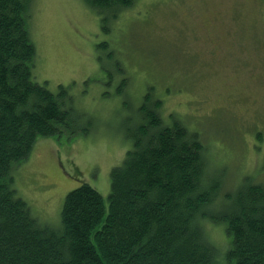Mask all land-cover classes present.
Returning a JSON list of instances; mask_svg holds the SVG:
<instances>
[{
	"label": "rangeland",
	"instance_id": "rangeland-1",
	"mask_svg": "<svg viewBox=\"0 0 264 264\" xmlns=\"http://www.w3.org/2000/svg\"><path fill=\"white\" fill-rule=\"evenodd\" d=\"M32 12L33 79L53 92L63 85L88 129L38 137L12 169L39 221L59 228L65 195L83 182L107 213L110 172L131 147L126 130L149 85L166 123L175 115L198 132L224 190L246 175L264 183V0H135L108 31L85 0H33ZM203 228L228 249L223 224Z\"/></svg>",
	"mask_w": 264,
	"mask_h": 264
},
{
	"label": "trees",
	"instance_id": "trees-1",
	"mask_svg": "<svg viewBox=\"0 0 264 264\" xmlns=\"http://www.w3.org/2000/svg\"><path fill=\"white\" fill-rule=\"evenodd\" d=\"M85 1L108 31L135 0ZM32 6L0 0V264H264L263 181L246 175L224 190L223 170L207 169L198 132L175 115L165 122L152 85L126 130L131 147L111 169L107 213L102 195L83 182L65 195L59 228L39 221L12 169L38 137L70 139L88 129L63 85L53 92L33 79ZM206 220L225 226V252L205 233Z\"/></svg>",
	"mask_w": 264,
	"mask_h": 264
}]
</instances>
